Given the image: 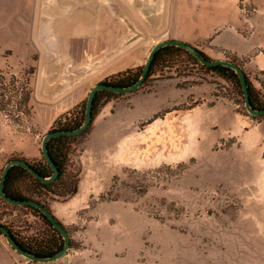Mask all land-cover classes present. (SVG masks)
<instances>
[{"label":"rangeland","instance_id":"obj_1","mask_svg":"<svg viewBox=\"0 0 264 264\" xmlns=\"http://www.w3.org/2000/svg\"><path fill=\"white\" fill-rule=\"evenodd\" d=\"M170 39L238 64L264 101V50H252L264 0H0V74L27 80V110L0 108V178L12 160L42 162L45 135L85 115L95 85L139 75ZM167 60L136 92L103 99L72 142L73 196L14 173L13 190L68 231V255L32 262L1 235L0 264H264V117L189 55ZM0 223L25 241L53 235L23 207L0 203Z\"/></svg>","mask_w":264,"mask_h":264},{"label":"trees","instance_id":"obj_2","mask_svg":"<svg viewBox=\"0 0 264 264\" xmlns=\"http://www.w3.org/2000/svg\"><path fill=\"white\" fill-rule=\"evenodd\" d=\"M181 53H185L189 55L193 59L196 65L208 71L216 73L223 79L230 80L233 83H235L238 89H240V94L243 97V91L240 85L239 78L233 70L226 68V67H222V66L206 67L202 65L194 56H192L185 50H182L176 47H165L157 52L145 83L152 76L154 68L157 65H160V63L163 61L164 58L168 59L167 61H170V59L178 56ZM201 54L206 59L210 60L209 58H207V56H205L204 53L201 52ZM167 69H169V67H167ZM141 72L137 76H127L126 78L123 79V81L104 82V83L108 85L118 86V87L131 86L138 81L141 75ZM247 82L249 85L250 99H251V104L253 108L264 109V101L260 99L259 97L260 94L258 93V91L254 89L248 77H247ZM115 96H118V95L114 93L106 92V91L98 92L94 100L93 117L95 116L96 111L98 110L99 104L103 99H111L112 97H115ZM2 106L4 107L2 110H4L7 107V108H10L12 112L23 113L24 111L27 110V80L26 79L20 80V79H17L15 76H11L10 78H7L5 77L4 74L2 73L0 74V108H2ZM10 109L9 111L11 112ZM85 113H86V110H85ZM84 120H85V115H83L80 118L77 116L73 118H69L68 116H65L63 120H60L57 123V127L54 130H52V132L75 130L83 124ZM16 123L19 124V123H22V121L17 119ZM83 134L76 136V137L55 138V139H52L48 143L50 157L59 171V177L56 179L55 182L49 185L43 184L40 181L36 180L33 177V175H31L25 169L21 167H13L10 170L9 175L7 176V180L5 184L6 195L9 198L14 199V200H33V201L39 202L31 198L23 197L20 191L13 190L14 183H15L14 173H20V174H23L29 177L33 181V183L37 186L39 192L44 191L47 194H50L51 196L58 197V198H68L70 196H73L77 192L78 186H77V178L72 177L68 173L69 168H70L69 164L71 160L70 159L71 152L69 150L72 145V142L80 138ZM30 165L33 167V169H35V171H37L41 176L45 178H49L53 174L50 166L45 161L44 157H43L42 162L38 164H30ZM0 181H1V178H0ZM0 203L9 205L5 201H3L1 198H0ZM41 204L45 206V204L43 203ZM9 206H12V205H9ZM12 207L26 208L31 213L41 218L43 222L48 226V228L51 229L53 233V235L45 241L34 242V240L30 241L28 239L25 241V240L20 239L12 231L13 229L12 226L4 225L0 223V225L9 229L13 240L23 251L33 256L39 257V258H47V257H52L56 255L63 249L64 247L63 237L60 235L58 231H56L53 228V225L51 224V222L43 215V213L39 209L32 207V206H12ZM1 235L3 236V234L0 232V236Z\"/></svg>","mask_w":264,"mask_h":264},{"label":"water","instance_id":"obj_3","mask_svg":"<svg viewBox=\"0 0 264 264\" xmlns=\"http://www.w3.org/2000/svg\"><path fill=\"white\" fill-rule=\"evenodd\" d=\"M165 47H176V48H180L182 50H185L186 52H188L189 54L194 56L202 65H204L206 67L222 66V67H226V68L233 70L239 78L240 85H241V88L243 91L244 105H245L247 112L253 117L264 116V109H255V108H253V106L251 104L249 85L247 82V76L241 67H239L235 63L228 61V60H208L201 54V52L196 47H194L188 43H185L183 41H180V40L170 39V40H165V41H161V42L157 43L151 49V51H150V53H149V55L145 61V65L142 69L141 75H140V77L136 83H134L131 86H127V87H118V86L108 85L105 83H99V84L95 85L91 89V91L88 95V98H87L85 120H84L83 124L79 128L72 130V131L49 132L48 134L45 135V137L43 138V141H42V145H41V152H42V155H43L45 161L48 163V165L50 166V168L53 172V174L49 178H45V177L41 176L25 160H21V159L12 160L9 163H7V165L5 166V168L3 169L2 174H1L0 198L12 206H32V207L39 209L43 213V215L51 222V224L53 225V228L56 231H58L64 239V247L59 253H57L56 255H54L52 257L39 258V257L33 256V255L23 251L13 240L9 229L0 225V232L5 237L7 243L17 253H19L20 255H22L23 257H25L26 259H28L32 262L53 263V262H56L58 260H61L62 258L66 257L68 255V252L70 250L71 239H70L68 231L56 219V217L51 213V211L47 207H45L41 203L33 201V200H14V199L9 198L6 195L5 184H6L7 176L9 175L10 170L13 167H21V168L25 169L26 171H28L31 175H33V177L36 180L40 181L43 184L49 185V184H52L53 182H55L56 179L59 177V171H58V168L56 167V165L54 164V162L52 161V159L50 157L48 143L52 139H55V138L76 137V136L83 134L84 132H86L88 130V128L90 127L92 120H93L94 100H95V97H96L98 92L106 91V92L121 95V94H131V93H134L137 90H139L144 85V83H145V81L149 75L152 63L155 59L157 52L159 50L165 48Z\"/></svg>","mask_w":264,"mask_h":264},{"label":"crops","instance_id":"obj_4","mask_svg":"<svg viewBox=\"0 0 264 264\" xmlns=\"http://www.w3.org/2000/svg\"><path fill=\"white\" fill-rule=\"evenodd\" d=\"M78 15H79V12L77 13ZM89 18V16H88V14L86 15V14H84V16L81 18V19H83V18ZM78 18L80 19V17L78 16ZM83 19V20H86V19ZM88 18H87V22H88ZM87 22H85V21H83V22H80V21H77V22H74L73 24H75V25H78L79 23H83L82 25H84V24H86ZM233 44H232V42H227L226 44H224L223 45V47H224V49H226V50H228V51H231V52H233V53H236L237 55H239V56H242L243 54L242 53H239V52H237V50H235V48L232 46ZM254 49H258L259 50V55H257V57H259L262 53H263V50H264V43H260V44H256V45H253V47H252V50H254ZM250 52V51H249ZM248 51H246L245 52V54H247V53H249ZM65 57V56H64Z\"/></svg>","mask_w":264,"mask_h":264}]
</instances>
